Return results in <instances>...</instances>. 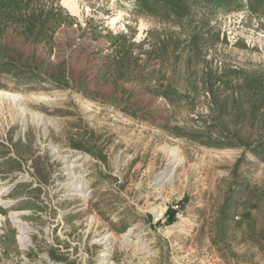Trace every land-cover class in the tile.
Wrapping results in <instances>:
<instances>
[{"label": "rangeland", "instance_id": "rangeland-1", "mask_svg": "<svg viewBox=\"0 0 264 264\" xmlns=\"http://www.w3.org/2000/svg\"><path fill=\"white\" fill-rule=\"evenodd\" d=\"M0 91V264H264V0H0Z\"/></svg>", "mask_w": 264, "mask_h": 264}, {"label": "bare ground", "instance_id": "bare-ground-1", "mask_svg": "<svg viewBox=\"0 0 264 264\" xmlns=\"http://www.w3.org/2000/svg\"><path fill=\"white\" fill-rule=\"evenodd\" d=\"M71 3V2H70ZM78 11V10H77ZM1 98H4V99H6V98H13V99H16L17 98V96H15V95H13V94H10V93H6L5 91L3 92V91H0V99ZM178 165V160H176V161H174V163H173V168H172V170H174L175 169V166H177ZM73 166H71L70 168H72ZM68 178L70 179V180H72V182H75L76 180H77V178H75V176L74 175H72V173H70V174H68ZM160 181H164L163 179L161 180V179H159ZM69 185V190L68 191H70L71 193V195H78V194H80L81 192H82V190H83V187L82 188H80V186H76V187H73V185H75V184H73V185H70V184H68ZM66 187V186H65ZM0 196H1V193H0ZM152 211L156 214V215H158V216H161V214L163 213L158 207H155V208H153L152 209ZM19 215L20 214H15V217H19ZM22 215V214H21ZM21 218V217H20ZM23 223V222H22ZM29 234V233H28ZM26 232H23V235L21 236L22 238H21V240H22V243H23V245L25 246V244L29 241V239H28V235ZM106 239V240H105ZM104 240H105V243H108L110 240H111V238L110 237H106ZM107 253H105V255H106Z\"/></svg>", "mask_w": 264, "mask_h": 264}]
</instances>
